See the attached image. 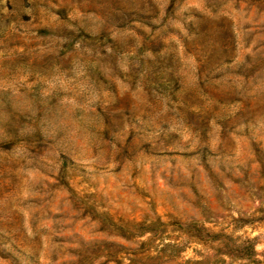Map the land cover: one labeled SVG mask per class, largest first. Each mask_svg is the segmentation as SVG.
Masks as SVG:
<instances>
[{"label":"rangeland","instance_id":"obj_1","mask_svg":"<svg viewBox=\"0 0 264 264\" xmlns=\"http://www.w3.org/2000/svg\"><path fill=\"white\" fill-rule=\"evenodd\" d=\"M0 264H264V0H0Z\"/></svg>","mask_w":264,"mask_h":264},{"label":"trees","instance_id":"obj_2","mask_svg":"<svg viewBox=\"0 0 264 264\" xmlns=\"http://www.w3.org/2000/svg\"><path fill=\"white\" fill-rule=\"evenodd\" d=\"M167 81H178V77H176L174 74L167 75ZM158 82V81H157Z\"/></svg>","mask_w":264,"mask_h":264}]
</instances>
